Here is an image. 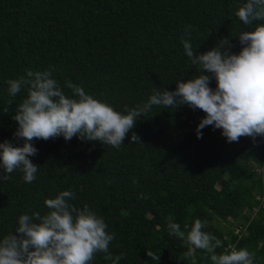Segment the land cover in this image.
Masks as SVG:
<instances>
[{
	"label": "trees",
	"instance_id": "16d2710c",
	"mask_svg": "<svg viewBox=\"0 0 264 264\" xmlns=\"http://www.w3.org/2000/svg\"><path fill=\"white\" fill-rule=\"evenodd\" d=\"M245 2L0 0V143H24L15 136L12 117L27 89L5 113L12 99L8 80L52 66L68 96L71 81L117 111L142 106L154 89L175 91L176 82L198 74L181 42L188 39L186 26H192L196 54L223 38L230 53L240 52L238 35L264 24L239 20L236 11ZM210 87H216L215 78ZM204 116L186 104L175 110L153 106L137 118L119 149L77 136L33 140L38 152L29 158L39 167L36 179L25 182L18 168L0 180V239L14 233L22 214L44 216L50 211L45 200L71 189L75 199L69 202L80 209L87 205L114 233L109 251L123 254L119 264H213L211 254L169 235V217L186 234L201 220L202 230L223 242L216 254L234 245L253 253L254 264H264V137L229 143L221 129L206 126L197 138ZM133 132L140 142H131ZM104 256L98 253L91 264H112Z\"/></svg>",
	"mask_w": 264,
	"mask_h": 264
},
{
	"label": "clouds",
	"instance_id": "9594fccd",
	"mask_svg": "<svg viewBox=\"0 0 264 264\" xmlns=\"http://www.w3.org/2000/svg\"><path fill=\"white\" fill-rule=\"evenodd\" d=\"M236 16L246 26L264 21V0H246ZM191 28L186 26L188 39L182 37L181 42L186 56L197 66L198 74L176 82L175 91L154 89L148 101L135 108L125 106L123 111H117L109 102L87 94L71 81L66 82L73 93L68 96L53 78L52 66L43 71L28 70L26 76L8 80V95L12 99L3 108L5 113L22 88L28 94L16 106L12 117L18 123L15 136L23 139V145L16 146L11 141L0 143V168L3 169L0 180L10 179L9 174L18 168L23 171L25 182L36 179L39 167L29 158L38 152L33 140L47 141L63 136L68 141L77 136L119 149L137 118L153 106L175 110L186 104L202 110L205 116L197 125V138H202V129L206 126L221 129L229 143L238 142L241 137L253 140L264 137V24L256 23L254 30L238 35L244 45L238 54L228 50V38L221 39L211 50L196 54ZM213 78L214 89L210 87ZM131 142H140L135 132ZM73 199L74 191L65 190L45 200L50 211L44 216L39 212L22 214L14 233L0 239V264H91L98 253H104V259L112 264H119L123 254L114 257L109 251L114 233L107 231L104 219L87 205L80 209L69 202ZM167 228L169 235L186 239L193 249L211 254L213 264H254V254L246 248L237 249L233 245L216 254L215 250L222 248L223 242L203 231L204 223L199 219L187 234L171 217ZM147 255L153 261L160 258L151 251Z\"/></svg>",
	"mask_w": 264,
	"mask_h": 264
},
{
	"label": "rangeland",
	"instance_id": "374dc122",
	"mask_svg": "<svg viewBox=\"0 0 264 264\" xmlns=\"http://www.w3.org/2000/svg\"><path fill=\"white\" fill-rule=\"evenodd\" d=\"M217 187L219 188V190H220L221 192L224 191V189H223L221 186H217ZM229 220H230V219H229ZM230 221H231V220H230ZM214 223H216V221H214ZM221 225H223V226H227L228 228H229V227H230V228H231V227L233 228V227L235 226V223L232 224L231 222H225V223L222 222ZM233 225H234V226H233ZM237 230H238V229H237Z\"/></svg>",
	"mask_w": 264,
	"mask_h": 264
},
{
	"label": "built area",
	"instance_id": "2783aa9c",
	"mask_svg": "<svg viewBox=\"0 0 264 264\" xmlns=\"http://www.w3.org/2000/svg\"><path fill=\"white\" fill-rule=\"evenodd\" d=\"M230 246H233V245H230Z\"/></svg>",
	"mask_w": 264,
	"mask_h": 264
}]
</instances>
